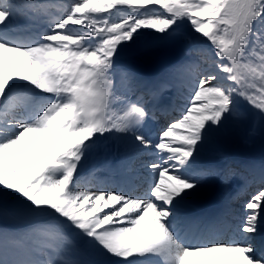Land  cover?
Listing matches in <instances>:
<instances>
[{
	"label": "snow or ice",
	"instance_id": "1",
	"mask_svg": "<svg viewBox=\"0 0 264 264\" xmlns=\"http://www.w3.org/2000/svg\"><path fill=\"white\" fill-rule=\"evenodd\" d=\"M34 17L0 0V264H264V165L235 210L214 155L246 125L264 136V0ZM95 157L119 178L93 191Z\"/></svg>",
	"mask_w": 264,
	"mask_h": 264
},
{
	"label": "rangeland",
	"instance_id": "2",
	"mask_svg": "<svg viewBox=\"0 0 264 264\" xmlns=\"http://www.w3.org/2000/svg\"><path fill=\"white\" fill-rule=\"evenodd\" d=\"M21 2H30L33 6L35 14L44 15L47 18L50 14L56 12H58L59 15H62L67 6L70 4L71 0H21ZM152 66V63H146L143 65V70L149 72ZM116 101L117 100L113 101L114 105H116L114 111L117 114H121L120 109L122 105L116 104ZM250 128L251 125H246L245 128L240 130L237 135L230 139L222 141L217 146V149L214 154L219 155L225 161L231 159L230 161L236 164V161H239L240 159H256L259 163H262V165H264V136H262L259 131L252 133L250 131ZM107 160H110V157H95L91 159L88 162L85 173L83 174L84 177H86L87 172L92 174V170L94 168L99 169L98 171L107 170L103 167ZM241 177L242 175L240 174H234L232 175L230 180L232 182L234 180L241 181ZM260 188L256 192H258Z\"/></svg>",
	"mask_w": 264,
	"mask_h": 264
},
{
	"label": "bare ground",
	"instance_id": "3",
	"mask_svg": "<svg viewBox=\"0 0 264 264\" xmlns=\"http://www.w3.org/2000/svg\"><path fill=\"white\" fill-rule=\"evenodd\" d=\"M66 10V9H65ZM146 64V63H145ZM251 164H255V165H258V162L257 161H252Z\"/></svg>",
	"mask_w": 264,
	"mask_h": 264
}]
</instances>
